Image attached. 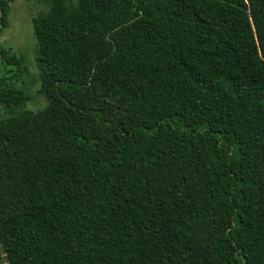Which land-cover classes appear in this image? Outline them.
Masks as SVG:
<instances>
[{"label":"trees","instance_id":"obj_1","mask_svg":"<svg viewBox=\"0 0 264 264\" xmlns=\"http://www.w3.org/2000/svg\"><path fill=\"white\" fill-rule=\"evenodd\" d=\"M32 26L47 106L0 78L5 263L264 264V0H74Z\"/></svg>","mask_w":264,"mask_h":264},{"label":"rangeland","instance_id":"obj_2","mask_svg":"<svg viewBox=\"0 0 264 264\" xmlns=\"http://www.w3.org/2000/svg\"><path fill=\"white\" fill-rule=\"evenodd\" d=\"M74 0H14L10 2L9 27L4 29L0 35V49H9L22 56L28 66V74L19 80L14 70L8 71L0 55V78L13 76V80L22 86L30 96L23 110L40 111L48 104L46 96L40 92L41 82L39 80L40 67L38 65L39 47L32 26V19L40 13L47 12L55 5H70ZM1 15V12H0ZM116 101V100H114ZM123 112L117 109V114ZM9 114L3 104L0 103V118ZM0 264H6L4 254L0 247Z\"/></svg>","mask_w":264,"mask_h":264}]
</instances>
